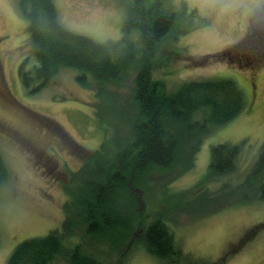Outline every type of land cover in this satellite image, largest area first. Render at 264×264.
Wrapping results in <instances>:
<instances>
[{"label":"rangeland","instance_id":"obj_1","mask_svg":"<svg viewBox=\"0 0 264 264\" xmlns=\"http://www.w3.org/2000/svg\"><path fill=\"white\" fill-rule=\"evenodd\" d=\"M145 1L150 5L154 0ZM172 1L181 21L158 48L155 78L164 79L169 91L189 80L230 78L242 88L246 105L203 138L192 169L158 171L148 191L134 189L141 206L139 220L146 225L163 220L182 255L178 262L153 255L145 241H132L137 227L127 243L128 264H264V200L214 210L228 194L208 198L219 193L225 180L243 179L264 146V46L256 48L260 41L264 44V0ZM54 2L69 30L104 44L122 36L125 5L133 3ZM250 30L256 34L247 37ZM26 58L33 65L36 55L19 0H0V151L10 171L0 187V264L7 263L23 240L62 225L69 173L113 132L96 114L94 90L77 81L74 69H62L41 90L30 93L19 75ZM118 113L105 112L109 118ZM226 142L241 145L237 170L210 177L212 146ZM76 186L71 174V190ZM83 244L109 262L118 257L107 237L85 236ZM54 264L67 263L60 258Z\"/></svg>","mask_w":264,"mask_h":264},{"label":"trees","instance_id":"obj_2","mask_svg":"<svg viewBox=\"0 0 264 264\" xmlns=\"http://www.w3.org/2000/svg\"><path fill=\"white\" fill-rule=\"evenodd\" d=\"M132 1L125 5L122 36L104 44L69 30L54 0H19L36 55L33 65L26 58L19 67L27 90L38 92L62 69H74L77 81L94 90L96 114L109 122L113 132L69 173L62 225L20 242L6 264H54L60 258L67 264H128L131 248L127 243L137 227L132 241H145L153 255L170 262H178L182 255L163 220L150 225L139 220L141 206L134 189L148 191L149 180L158 171L179 166L180 173L192 169L203 138L244 110L245 95L230 78L189 80L169 91L166 81L154 76L155 56L160 44L176 31L181 16L172 0H154L150 5L145 0ZM254 32L250 30L247 37ZM263 46L258 43L256 48ZM106 111L119 113L109 118ZM240 155V144L213 145L209 176L235 174ZM71 174L77 184L74 191ZM9 178L0 151V187ZM237 178L225 180L219 193L207 196L213 200L228 194L214 210L264 200V146L243 179ZM85 236L107 237L118 252L116 261L85 248Z\"/></svg>","mask_w":264,"mask_h":264},{"label":"clouds","instance_id":"obj_3","mask_svg":"<svg viewBox=\"0 0 264 264\" xmlns=\"http://www.w3.org/2000/svg\"><path fill=\"white\" fill-rule=\"evenodd\" d=\"M203 3L216 2V0H202Z\"/></svg>","mask_w":264,"mask_h":264},{"label":"flooded vegetation","instance_id":"obj_4","mask_svg":"<svg viewBox=\"0 0 264 264\" xmlns=\"http://www.w3.org/2000/svg\"><path fill=\"white\" fill-rule=\"evenodd\" d=\"M261 44H263V41L262 42H260ZM6 88H7V86H5Z\"/></svg>","mask_w":264,"mask_h":264}]
</instances>
